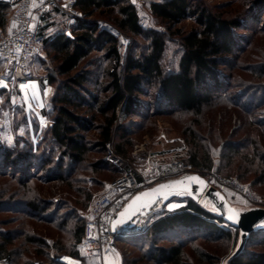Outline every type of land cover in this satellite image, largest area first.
Segmentation results:
<instances>
[{"label": "rangeland", "instance_id": "obj_1", "mask_svg": "<svg viewBox=\"0 0 264 264\" xmlns=\"http://www.w3.org/2000/svg\"><path fill=\"white\" fill-rule=\"evenodd\" d=\"M159 1L163 0H150V3ZM196 2L215 14L238 18L241 22V26L234 29V53L222 57L218 69L222 89L216 90L211 105L196 115L168 107L162 101L158 82L145 83L144 93L139 96L141 106L134 115L127 117L123 112L119 113L113 145L116 149L123 128L132 143V146H127L129 153L125 158L143 176L148 177L154 167L160 172L176 162L192 164L190 161L195 155L203 164L200 167L211 166L208 170H215L225 178L237 179L254 195L264 199V180L258 181L259 172L264 169V7H253L252 0ZM11 12L12 8L7 7V22L5 26L0 24V36L11 25ZM47 12L37 20L35 29L38 33L47 38L60 32L76 33L74 20L79 16L78 12L75 16ZM148 13L143 20L145 29L165 33L166 47L161 59L163 71L165 74L175 73L183 53L182 34L201 27L191 17L167 30L159 19ZM101 18L102 26L112 30L118 38L120 35L130 38L126 46L120 42L119 71L130 55L139 56L149 51V40L123 32L108 18ZM45 49L46 58L32 62L31 72L35 81L38 80L45 89L46 99L30 94V98L21 101L8 90H0V234L9 232L13 240L9 249L16 255L14 264L37 260L53 264L55 259L99 264L97 259H83L79 252L78 258L72 255L77 250L73 227L77 220L85 226L93 199L119 174L108 167L105 152L99 144L103 123L100 117L95 121L94 129L78 130L72 135L83 140L90 149L84 162H72L65 149L50 136V116L56 113L57 106L51 100L57 84L49 85V77L56 76L57 61L49 44ZM106 55L107 50H95L81 67L90 72L89 82L80 90L88 100L92 101V95H99L103 101L110 94L105 93L111 81L108 73L117 64ZM2 72L3 67L0 66V74ZM92 106V110L89 107H72L71 110L92 120L93 115L97 117L95 109L98 107L95 103ZM5 150L14 156L31 151L34 155L26 159L22 156L19 167H2ZM102 159L105 166L96 167ZM33 202L39 210H31ZM232 204L252 207L242 201ZM159 206L141 219L135 229H124L123 234L116 238L115 246L122 258L134 261V264H155L148 256L152 250L171 246L169 240L145 238L143 232L158 217L176 212L185 203L173 201L165 207ZM192 236L193 239L180 235L186 245L187 258L192 263H197L198 251H204L217 255L218 264H229L239 243V237L235 241V238ZM130 240H138L139 243L133 244ZM247 250L259 252L264 250V246L256 243L248 246Z\"/></svg>", "mask_w": 264, "mask_h": 264}, {"label": "trees", "instance_id": "obj_2", "mask_svg": "<svg viewBox=\"0 0 264 264\" xmlns=\"http://www.w3.org/2000/svg\"><path fill=\"white\" fill-rule=\"evenodd\" d=\"M252 5L263 8L264 0H252ZM6 11V6L0 8V24L2 26H5L7 22ZM53 11L67 15L60 10ZM75 11L79 13V16H75V34L68 35L60 32L49 38L43 33L39 34L45 36L46 48L49 44L53 50V57L57 61L56 76L49 77V85L57 84L56 93L51 100L57 104L56 113L50 116L49 133L52 139L65 149L70 160L76 163L84 162L90 149L83 140L72 135L78 130L90 131L94 129L95 121H98L100 117L103 123L100 127L102 130L99 144L105 152V144L114 139V128L119 119V113L123 112L125 116L130 117L141 106L139 96L144 93L145 83L151 85L155 81L158 82L162 101L168 107L178 108L196 115L201 114L204 108L211 105L215 99L214 92L222 89L218 69L222 64V57L234 53V29L241 26L238 18H225L221 14H215L207 7L197 3L196 0L151 2V11L148 14L159 19L167 30H171L191 17L195 18L201 27L199 30L182 34L183 53L178 71L165 74L161 65L166 47L165 33L145 29L143 20L147 13L142 14L133 0H77ZM101 17L108 18L123 32L149 40V51L139 56L130 55L123 69L119 71L120 41L112 30L102 26ZM100 49L107 50L106 56L114 59L117 65L108 73L111 81L105 88V93H110L109 96L102 101L101 96L92 95L91 101L80 91L90 80V72L82 70L81 67L92 52ZM0 66L2 67L1 60ZM92 103L98 106L95 109L97 117L93 115L92 120L80 117L71 110L72 107H89L92 110ZM122 130L123 132L118 136L119 143L116 144V151L125 157L129 153L127 146H132V143L128 140L127 131L123 128ZM29 155L33 156L34 154L31 151L22 156L26 159ZM22 156H14L12 152L5 150L1 165L8 168L19 167V159ZM190 162L197 167L203 166L197 161L195 155L192 156ZM95 166H105V161L102 159ZM108 167L114 173H118L110 165ZM206 168L211 169V166ZM263 180L264 169L259 172L258 176V181ZM173 201L185 203V206L176 212L158 217L143 232L145 238L154 237L171 242L170 247L154 248L148 255L149 258L155 264H218L217 255L204 251H198L197 263L190 262L186 255V245L180 235L185 234L191 239H193L192 235L194 238L197 236L228 238L229 240L235 238L236 241L239 231L234 229L232 232L223 218L191 199ZM30 206L31 210H39L35 202ZM158 207L160 206H157L155 210ZM84 227L80 225L79 220L74 223L76 247L83 238ZM130 242L137 245L139 243L138 240H130ZM256 243L264 246V232L253 233L244 252L230 259L229 264H264V250L259 252L247 250L248 246ZM12 244L13 240L9 232L0 234V261L8 260L14 264L16 255L9 249ZM78 252L77 249L72 255L78 258L80 253ZM49 263L52 264V262ZM26 264H33V262ZM53 264L63 263L55 259ZM122 264H134V261L129 262L123 257Z\"/></svg>", "mask_w": 264, "mask_h": 264}, {"label": "built area", "instance_id": "obj_3", "mask_svg": "<svg viewBox=\"0 0 264 264\" xmlns=\"http://www.w3.org/2000/svg\"><path fill=\"white\" fill-rule=\"evenodd\" d=\"M76 1L10 0L7 2L0 0V8L3 6L12 8L9 16L11 29L7 34L0 36V60L3 67L0 81L9 86L8 91L12 96L20 98L21 101L28 99V90L34 86L35 82L31 64L36 60L46 58V38L35 29L38 18L49 10H60L75 16L77 13L75 11ZM133 1L142 14L151 11L150 0ZM119 39L124 46L130 43V38L124 35H120ZM21 85L26 87L21 88ZM105 161L116 169L119 175L93 199L85 222L83 238L77 245V249L83 257L97 259L99 264H119L117 254L111 245L110 224L112 218L137 193L162 182L190 174H199L224 193L231 203L242 201L252 207L264 208V199L254 195L247 186L241 185L237 179L225 178L204 167H196L180 161L160 172L157 167L151 168V174L145 177L131 166L129 160L117 153L113 142L105 144ZM122 234L123 230L119 231L117 237ZM64 262L83 264L74 259H66ZM0 264H11V262L3 260ZM33 264L50 263L37 260Z\"/></svg>", "mask_w": 264, "mask_h": 264}, {"label": "water", "instance_id": "obj_4", "mask_svg": "<svg viewBox=\"0 0 264 264\" xmlns=\"http://www.w3.org/2000/svg\"><path fill=\"white\" fill-rule=\"evenodd\" d=\"M6 1L9 2L10 0ZM8 89L9 86L0 81V90ZM189 177H198L199 179H187ZM177 181H183V184L175 185L172 188L161 189L160 187L161 185L174 184V182ZM137 197H140V199L137 200ZM176 199L193 200L203 208L223 218L227 226L231 229H237L239 231V243L230 259L244 252L246 244L253 233L264 232V208H242L235 206L227 199L224 193L212 186L204 176L190 174L181 178L162 182L137 193L124 208L112 218L110 224L112 234L111 245L117 254L119 264H122V257L115 246L119 231L124 229H135L141 219L152 214L157 206H167ZM130 205L131 207H129ZM121 213H125V215L121 216ZM237 213H239L238 216ZM117 221H121V223H116Z\"/></svg>", "mask_w": 264, "mask_h": 264}, {"label": "crops", "instance_id": "obj_5", "mask_svg": "<svg viewBox=\"0 0 264 264\" xmlns=\"http://www.w3.org/2000/svg\"><path fill=\"white\" fill-rule=\"evenodd\" d=\"M48 12H56V11H48ZM47 12V13H48ZM75 21V20H74ZM10 29H11V25L9 26V28L7 29V32L6 33H8L9 31H10ZM5 33V34H6ZM40 33V32H39ZM32 94H35V95H39L40 96V98L42 99V100H44V99H46V91H45V89L44 88H42L41 87V85L38 83V80H36L35 82H34V86L30 89V90H28V98H30V96ZM1 262V261H0ZM61 262L64 264L65 262L63 261V260H61ZM79 262H81V261H79ZM11 264H12V262H11Z\"/></svg>", "mask_w": 264, "mask_h": 264}, {"label": "snow or ice", "instance_id": "obj_6", "mask_svg": "<svg viewBox=\"0 0 264 264\" xmlns=\"http://www.w3.org/2000/svg\"><path fill=\"white\" fill-rule=\"evenodd\" d=\"M24 87H26L25 85H21V88H24ZM187 179H190V180H198L199 178L198 177H189V178H187ZM202 183V182H201ZM180 184H183V181H177V182H174V184H169V185H161L160 187H161V189H163V188H172V187H174L175 185H180ZM177 194H180V193H177ZM144 195H148V194H144ZM137 200H139L140 199V197H137L136 198ZM129 207H131V205L129 206ZM121 216H124L125 215V213H121L120 214ZM239 215V213H237V216ZM231 218V217H230ZM116 223H121V221H117Z\"/></svg>", "mask_w": 264, "mask_h": 264}]
</instances>
